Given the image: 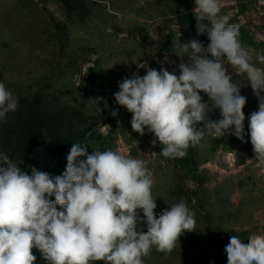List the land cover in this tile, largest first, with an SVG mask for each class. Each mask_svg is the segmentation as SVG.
Instances as JSON below:
<instances>
[{
    "label": "rangeland",
    "instance_id": "1",
    "mask_svg": "<svg viewBox=\"0 0 264 264\" xmlns=\"http://www.w3.org/2000/svg\"><path fill=\"white\" fill-rule=\"evenodd\" d=\"M220 5V14L238 26L253 62L264 68L255 57L264 54V0H220ZM178 38L181 43L198 39L205 48L210 43L206 34L197 35L186 0H0V82L18 97L13 116L24 106L51 130H59L63 173L74 143L89 154L119 151L147 161L157 216L186 202L194 213V231H185L171 253L152 247L144 264H227L231 235L248 243L249 235L264 234V166L255 161L248 130V117L259 102L244 76L225 64L233 81L245 85L246 142L231 134H206L183 158H165L153 133L133 131L132 114L114 97L119 82L143 76L148 68L179 76L182 61L172 46ZM200 95L209 103L206 94ZM209 118L220 119V110L210 111ZM3 136L0 146L5 147ZM8 150L24 171V159ZM137 230L147 231L142 210ZM32 252L34 264H48L38 249Z\"/></svg>",
    "mask_w": 264,
    "mask_h": 264
},
{
    "label": "clouds",
    "instance_id": "2",
    "mask_svg": "<svg viewBox=\"0 0 264 264\" xmlns=\"http://www.w3.org/2000/svg\"><path fill=\"white\" fill-rule=\"evenodd\" d=\"M195 5L197 35H207V47L198 39H175L174 54L182 61L179 76L166 68H148L143 76L119 82L115 101L132 114L133 131L154 134L165 158H183L206 134H231L246 142L245 85L233 81L227 63L244 76L258 99L248 130L255 161L264 166V68L242 46L230 16L220 14V0H195ZM255 57L264 64V54ZM17 108L18 97L0 82V120ZM214 109L220 110L218 120L209 118ZM153 184L147 161L113 150L89 154L80 143L73 144L66 170L55 178L35 167L28 174L0 153V264H34L33 248L48 264H144L152 247L171 253L185 231H194V213L180 201L157 216ZM138 210L146 232L137 230ZM247 240L231 235L225 246L227 264H264V234L253 233Z\"/></svg>",
    "mask_w": 264,
    "mask_h": 264
},
{
    "label": "trees",
    "instance_id": "3",
    "mask_svg": "<svg viewBox=\"0 0 264 264\" xmlns=\"http://www.w3.org/2000/svg\"><path fill=\"white\" fill-rule=\"evenodd\" d=\"M22 106L19 114L8 113L0 120V139L7 141L6 146H0V153L7 155L8 149L16 159H24L27 168L24 172L31 174L35 167L38 171L46 172L51 177L62 175V150L59 130H51L40 117L24 111ZM54 200V197H51Z\"/></svg>",
    "mask_w": 264,
    "mask_h": 264
},
{
    "label": "built area",
    "instance_id": "4",
    "mask_svg": "<svg viewBox=\"0 0 264 264\" xmlns=\"http://www.w3.org/2000/svg\"><path fill=\"white\" fill-rule=\"evenodd\" d=\"M186 1L189 4V6H190V8H191V10L193 12V9L196 7L195 0H186Z\"/></svg>",
    "mask_w": 264,
    "mask_h": 264
}]
</instances>
